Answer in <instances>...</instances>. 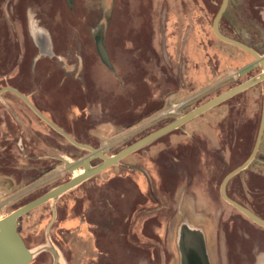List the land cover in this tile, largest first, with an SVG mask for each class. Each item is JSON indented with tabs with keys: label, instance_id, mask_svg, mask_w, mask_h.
Masks as SVG:
<instances>
[{
	"label": "rangeland",
	"instance_id": "374dc122",
	"mask_svg": "<svg viewBox=\"0 0 264 264\" xmlns=\"http://www.w3.org/2000/svg\"><path fill=\"white\" fill-rule=\"evenodd\" d=\"M222 2L0 0V90L18 89L80 143L117 154L262 72L239 74L254 57L214 33ZM101 26L115 70L97 50ZM221 29L264 54V0H229ZM263 96L259 82L68 191L49 234L51 202L24 215L18 228L36 252L29 264L55 263L44 245L60 252L59 264H182L185 223L207 233L213 264H256L264 226L227 202L221 185L253 151ZM88 153L20 96L1 94L0 219L69 181L64 159ZM227 192L264 218V138Z\"/></svg>",
	"mask_w": 264,
	"mask_h": 264
},
{
	"label": "water",
	"instance_id": "95a60500",
	"mask_svg": "<svg viewBox=\"0 0 264 264\" xmlns=\"http://www.w3.org/2000/svg\"><path fill=\"white\" fill-rule=\"evenodd\" d=\"M228 4H229V0H223L221 7L213 21L214 33L219 39L229 44H232L234 46H237L245 50L246 52L250 53L252 56H254L255 59L253 60V62L242 67L238 71L239 74L241 75L245 74L246 72L254 69L257 66H260L262 68V72L258 76L252 77L244 81L243 83L212 98L208 102L196 107L195 109L188 112L187 114L167 123L166 125L160 127L159 129L155 130L151 134L145 136L144 138L138 140L137 142L131 144L130 146H127L126 148L122 149L117 154L107 156L105 155L104 150L102 148H95L93 146L80 143L72 135L66 132L63 128L59 127L52 120H50L47 116H45L31 102L29 97L23 94L18 89L12 88V87H6L0 90V96L4 91H7V90H10L16 93L32 108V110L40 118H42L48 125H50L53 129H55L61 135H63L68 141H70L72 144H74L77 147H80V148H83L89 151L87 155L81 157L78 160L64 159L66 169L74 174V176L69 181L52 188L45 194L15 209L11 213H9L8 215L0 219V264H29L30 262H32V260L36 256V252L27 246L18 228V221L24 215L30 213L31 211L37 209L38 207L44 205L47 202H51L53 216L47 228V233L49 234L50 228L57 218L56 203H57V200L62 195L74 189L75 187L79 186L80 184H82L89 178L95 176L96 174L106 170L107 168L113 165L119 164V162L125 157H127L128 155L141 149L142 147L148 145L149 143L155 141L156 139L162 137L163 135L171 132L172 130L180 127L184 123L192 120L193 118L199 116L200 114L208 111L209 109L217 106L218 104L226 101L227 99L249 89L253 85L259 82H264V54L259 53L255 48H253L252 46H250L249 44L243 41L227 36L221 30V25H220L221 20L226 12ZM94 39L97 44L98 53L100 54L103 62L110 69H114L108 48L105 43V29L103 26L100 27L99 30H97V32H95ZM263 135H264V96H263L262 120H261V125H260V129H259V133H258V137H257L254 150L252 154L250 155V157L241 166L233 170L230 174H228L225 177L221 185V193L227 202L232 204L234 207H236L238 210H240L242 213H244L247 217H249L254 222L264 226V218L260 217L258 214L248 209L247 207L243 206L242 204L235 201L234 199L230 198L227 193V185L229 181L234 176H236L238 173L247 169L250 166V164L254 161V159L257 157V154L259 152V149L262 143ZM95 158H101L102 162L98 164L97 166H92L91 162ZM77 171H80V172L77 174ZM184 225H183L182 231H180L181 238H182L180 240V246L185 255V259H186L185 264H208L204 247L193 244L192 241H190L191 231L188 229V227H186V225L185 226ZM43 250H49L50 252H52L55 258L54 264H59V262L61 261V254L56 248L44 245L43 247L39 249V252Z\"/></svg>",
	"mask_w": 264,
	"mask_h": 264
},
{
	"label": "flooded vegetation",
	"instance_id": "af4514ba",
	"mask_svg": "<svg viewBox=\"0 0 264 264\" xmlns=\"http://www.w3.org/2000/svg\"><path fill=\"white\" fill-rule=\"evenodd\" d=\"M31 24H33V22L31 21ZM221 25V24H220ZM102 27V26H101ZM33 26L31 25V29L33 30ZM35 30L34 31H38L37 33V37L39 38V39H41V37L42 36H40V32H39V28H34ZM222 30V29H221ZM35 35V34H34ZM43 36H45V35H43ZM254 48V47H253ZM255 59V58H254ZM257 67H260V66H257ZM256 68V67H255ZM111 70H115V68L114 69H111ZM264 83V82H263ZM10 90H7V91H4V92H9ZM3 92V93H4ZM10 92H13V91H10ZM2 93V94H3ZM14 93V92H13ZM14 94H16V93H14ZM37 107V106H36ZM31 108V107H30ZM32 109V108H31ZM262 114H263V106H262V111L259 113V115H255L254 117H253V130L255 129V128H258V133H259V129H260V125H261V120H262ZM167 124V123H166ZM166 124H164V125H166ZM246 124V126L245 127H243V128H245L244 129V132H243V135H244V137H242L241 139L242 140H244V141H247L248 139H249V135H250V133L247 131V129L249 130L250 128H252V126L250 125V123H245ZM163 125V126H164ZM162 127V126H161ZM234 127V126H233ZM232 127V128H233ZM232 128H228V132H227V135H228V140H231L232 142L231 143H234L235 142V145L237 146V148H238V151L240 150V146H239V138H237V137H234L233 135H234V130L232 129ZM235 128V127H234ZM258 133H257V137H258ZM257 137H256V141H257ZM263 138H264V135H263ZM224 139L225 140H227V138L226 137H224ZM263 140V139H262ZM238 143V144H237ZM255 144H256V142H255ZM229 146H230V142H229ZM255 147V146H254ZM253 150H254V148H253ZM260 150V149H259ZM253 152V151H252ZM252 152H251V154H252ZM259 153V152H258ZM250 154V155H251ZM257 156H258V154H257ZM250 157V156H249ZM257 158V157H256ZM255 158V159H256ZM254 159V160H255ZM252 164V163H251ZM250 164V165H251ZM236 169V168H235ZM234 170V169H233ZM246 170V169H245ZM245 170H243V171H245ZM243 171H241V172H243ZM80 171H77V174L79 173ZM240 172V173H241ZM239 174V173H238ZM235 177V176H234ZM233 177V178H234ZM254 177H256V173L255 172H253V178ZM232 178V179H233ZM231 179V180H232ZM230 180V181H231ZM230 181H229V183H230ZM229 183H228V185H227V189H228V186H229ZM228 193V192H227Z\"/></svg>",
	"mask_w": 264,
	"mask_h": 264
},
{
	"label": "crops",
	"instance_id": "0c3cea01",
	"mask_svg": "<svg viewBox=\"0 0 264 264\" xmlns=\"http://www.w3.org/2000/svg\"><path fill=\"white\" fill-rule=\"evenodd\" d=\"M186 227H188V229L191 231V238H190V241H192L193 244H196V245H200L201 247H204V250H205V254H206V259L208 261V264H213V260L211 258V255H210V250H209V238L207 236V233H200V232H197L195 231V229H197L196 227H190L188 226V224H186ZM193 231V232H192ZM181 233L179 232L178 233V236H177V244H178V247L180 248V251L181 253L183 254V261H182V264H185V255H184V252L182 251L181 249V246H180V240H181ZM189 239V238H188ZM187 239V241H188ZM264 255H261L259 257V259L256 261V264H264ZM172 260V259H171ZM175 263L178 262V258L175 260L174 258V261Z\"/></svg>",
	"mask_w": 264,
	"mask_h": 264
},
{
	"label": "trees",
	"instance_id": "16d2710c",
	"mask_svg": "<svg viewBox=\"0 0 264 264\" xmlns=\"http://www.w3.org/2000/svg\"><path fill=\"white\" fill-rule=\"evenodd\" d=\"M234 38H235V37H234ZM237 39H238V38H237ZM249 54H250V53H249ZM253 57H254V56H253ZM258 68H260V67H256V68H254V69H253V73L256 72V70H257ZM166 123H167V122H165V124H166ZM256 129L258 130V128H256ZM61 136H62V135H61ZM64 138H65V137H64ZM65 139H66V138H65ZM66 140H67V139H66ZM67 141H68V140H67ZM20 219H21V218H20ZM20 219H19V221H20ZM19 221H18V222H19Z\"/></svg>",
	"mask_w": 264,
	"mask_h": 264
}]
</instances>
